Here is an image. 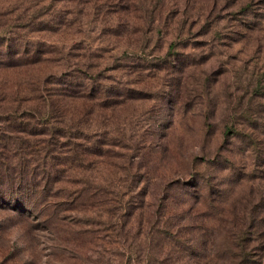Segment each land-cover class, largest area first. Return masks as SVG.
I'll use <instances>...</instances> for the list:
<instances>
[{"label":"rangeland","instance_id":"obj_1","mask_svg":"<svg viewBox=\"0 0 264 264\" xmlns=\"http://www.w3.org/2000/svg\"><path fill=\"white\" fill-rule=\"evenodd\" d=\"M4 163L0 264H264V0H0Z\"/></svg>","mask_w":264,"mask_h":264},{"label":"trees","instance_id":"obj_2","mask_svg":"<svg viewBox=\"0 0 264 264\" xmlns=\"http://www.w3.org/2000/svg\"><path fill=\"white\" fill-rule=\"evenodd\" d=\"M31 178V173L20 168H6L4 163L0 168V207H9L17 213L24 212L31 195L23 189L32 185Z\"/></svg>","mask_w":264,"mask_h":264}]
</instances>
